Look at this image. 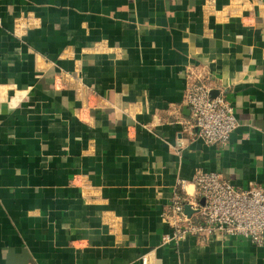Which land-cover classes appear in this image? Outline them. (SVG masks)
Instances as JSON below:
<instances>
[{"label": "crops", "instance_id": "1", "mask_svg": "<svg viewBox=\"0 0 264 264\" xmlns=\"http://www.w3.org/2000/svg\"><path fill=\"white\" fill-rule=\"evenodd\" d=\"M190 65L230 94L226 146L190 134ZM200 169L264 186V0H0V264H264L162 245Z\"/></svg>", "mask_w": 264, "mask_h": 264}, {"label": "built area", "instance_id": "2", "mask_svg": "<svg viewBox=\"0 0 264 264\" xmlns=\"http://www.w3.org/2000/svg\"><path fill=\"white\" fill-rule=\"evenodd\" d=\"M214 90H218L215 96ZM184 100L190 110L186 125L193 140L228 145L240 125L229 92L205 71L190 65ZM187 205L191 215L186 212ZM162 217L170 229L162 238L164 246H178L188 236L206 242L215 235L242 236L261 245L264 242V186L253 183L237 188L218 172L200 169L191 182L185 179L178 182L174 198L164 208ZM142 261L148 264V255Z\"/></svg>", "mask_w": 264, "mask_h": 264}, {"label": "water", "instance_id": "3", "mask_svg": "<svg viewBox=\"0 0 264 264\" xmlns=\"http://www.w3.org/2000/svg\"><path fill=\"white\" fill-rule=\"evenodd\" d=\"M212 94H213L214 96L217 95V94H218V90H214V91L212 92ZM201 202L204 203V200H201ZM185 209H186L187 214L191 215L192 210H191L190 206L187 205V206L185 207Z\"/></svg>", "mask_w": 264, "mask_h": 264}]
</instances>
